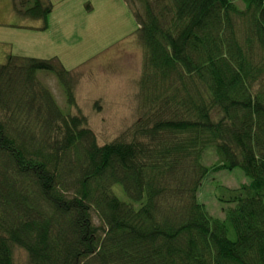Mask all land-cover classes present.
<instances>
[{
	"label": "trees",
	"instance_id": "16d2710c",
	"mask_svg": "<svg viewBox=\"0 0 264 264\" xmlns=\"http://www.w3.org/2000/svg\"><path fill=\"white\" fill-rule=\"evenodd\" d=\"M124 1L144 52L142 108L116 139L101 144L39 78L55 75L76 106L58 59L0 64V264H264V0ZM12 2L23 19L53 11ZM237 168L249 182L216 184L229 206L217 218L203 181Z\"/></svg>",
	"mask_w": 264,
	"mask_h": 264
},
{
	"label": "rangeland",
	"instance_id": "374dc122",
	"mask_svg": "<svg viewBox=\"0 0 264 264\" xmlns=\"http://www.w3.org/2000/svg\"><path fill=\"white\" fill-rule=\"evenodd\" d=\"M48 1L53 11L44 22L20 18L12 0H0V64L9 55L58 59L76 75L77 105L68 106L55 75L40 71L39 78L52 89L62 108L87 116L101 144L110 142L141 114L144 52L136 43L138 24L134 14L124 0ZM234 1L243 8L240 0ZM215 161V152L208 150L206 164ZM248 182L240 168L210 173L203 181L199 200L211 215L223 219L229 206L216 199V184L236 188ZM114 191L126 199L120 186ZM26 257L25 251L18 253L19 262Z\"/></svg>",
	"mask_w": 264,
	"mask_h": 264
}]
</instances>
